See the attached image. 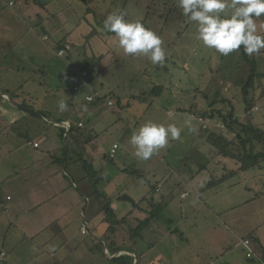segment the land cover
Returning <instances> with one entry per match:
<instances>
[{
	"label": "rangeland",
	"instance_id": "rangeland-1",
	"mask_svg": "<svg viewBox=\"0 0 264 264\" xmlns=\"http://www.w3.org/2000/svg\"><path fill=\"white\" fill-rule=\"evenodd\" d=\"M9 2H15L14 8L26 5L33 12L34 33L31 39L27 36V43H18L21 34L13 39L15 49L10 47L12 56L7 58L15 62L13 54H17L23 61L18 64L21 74L10 78L18 84L25 78L23 87L10 91L16 104L0 97V253L4 260H12L11 264H121L105 253L104 246L113 240L124 255L134 253L138 264H186L197 254L198 264H203L202 238L219 231L228 236L227 248L240 247V252L230 248L221 253V262L233 257L258 264L245 261L246 250L240 244L251 242L247 234L256 230L264 242V161L241 171L238 161L218 155L205 136L207 132L224 134L218 114L228 112L264 132V49L249 56L256 62L258 76L247 89L250 110L246 112L242 86L250 69L241 50L223 56L204 47L197 39L195 22L183 15L178 0H4L0 5L6 8ZM118 12L163 39V65L126 55L114 34L104 30L106 17ZM256 25L257 34L264 36V15L256 18ZM61 43L66 48L58 57ZM82 70L87 85L79 77ZM87 95L96 96L92 103L85 101ZM61 101L68 105L67 111L60 110ZM190 114L204 122L190 119ZM43 116L49 124L43 123ZM61 121L73 130L53 125ZM147 122L175 124L182 132L179 140H170L168 147L143 160L134 155L130 138ZM79 123L82 127L77 128ZM114 144L118 150L110 159ZM64 147L77 162L47 165L48 177L53 178H45V188L53 190L54 182L58 183L60 195L65 192L79 202L65 217L38 231L50 215L49 208L60 206L61 201L48 200L22 217L20 210L25 207H15L20 201L18 189L27 173L40 170L39 165L50 162V157L58 153L63 159ZM86 164L96 180L93 185L89 181L90 189L83 196L71 180L83 188L81 178L89 180ZM181 178L186 183L177 185ZM169 180L176 190L169 191L164 183ZM158 185L160 192L155 193ZM185 192L188 196L181 199ZM144 198L159 207L153 221L159 232L144 228L136 235L133 230L153 208L141 202ZM192 201L195 207L185 208ZM105 202L113 210L109 221ZM214 210L218 215L211 213ZM23 220L29 229L21 227ZM83 222H87L86 235L81 233ZM167 229L177 233L164 234Z\"/></svg>",
	"mask_w": 264,
	"mask_h": 264
},
{
	"label": "clouds",
	"instance_id": "clouds-1",
	"mask_svg": "<svg viewBox=\"0 0 264 264\" xmlns=\"http://www.w3.org/2000/svg\"><path fill=\"white\" fill-rule=\"evenodd\" d=\"M178 6L189 21L195 22L197 39L204 47L223 56L241 47L248 56L264 49V36L257 34L256 25V18L264 15V0H178ZM103 28L114 34L126 55L144 56L153 65L165 62L163 39L139 21H126L123 12L109 14ZM59 108L67 111L68 105L61 101ZM181 132L175 124L147 122L130 138L134 155L148 160L168 147L170 140H179Z\"/></svg>",
	"mask_w": 264,
	"mask_h": 264
},
{
	"label": "crops",
	"instance_id": "crops-1",
	"mask_svg": "<svg viewBox=\"0 0 264 264\" xmlns=\"http://www.w3.org/2000/svg\"><path fill=\"white\" fill-rule=\"evenodd\" d=\"M2 1H4V0H0V3H2ZM8 4H9L8 6L7 5L4 6L6 8H2L0 5V17H1L0 18L1 19L0 20V92H1L0 97L3 100H5L6 102H8L9 104L14 105L16 103L12 102V97H10V95H9L10 91L11 90L15 91L17 88L20 89L21 87H23L25 78H22V80H21L22 81L21 83H23V84L11 83L10 78H16L17 76H19L21 74L18 64L23 63V61H21L19 59L17 54L16 55L13 54L15 56V62H10V61L8 62L7 58L12 56V53L10 52V47H13V48L15 47L13 44V39H16V37H19V35L21 34L22 36L19 37L18 43H20L22 40L24 43H27V36L29 34H30V39L32 38V35L34 33V28H33L34 22L32 21L34 19V17H33L34 14L32 11H27L26 5L23 8L22 7L14 8L15 2L14 3L9 2ZM27 18L30 19L29 20L30 22H32L31 27L28 26V19ZM23 37H24V39H23ZM42 40L45 41L43 37H42ZM21 105L26 106L25 104H21ZM22 106H18V108H21ZM42 120H43V123L45 122V123L49 124L47 119L44 116H43ZM63 122H67V121H61L58 124H61ZM12 123L15 124L16 121H12ZM56 127H61V126H56ZM50 141L51 140H49V144H50ZM34 144H33V147H34ZM69 153L70 152H68V156L70 158H72ZM54 158L55 157L52 156V157H50V162H47V163L44 162V163L40 164L39 165V166H41L40 170L39 169L32 170L29 173H27L26 179L24 180V183H23V186L19 187L20 189H18V193L20 195V201H19V203L15 204V207H18V205L25 207V208H21V210H20V215L22 217L25 216V213H26L25 211H29L32 208H41V206L44 203H46V201H48V200H52V201L60 200L61 201L60 206H58L56 204V207H54L53 209L49 208L50 215L45 217L44 225L41 226L38 231H41L40 229H44L45 227H47V225L65 217L66 214L68 213L69 209L71 208V206H73L79 202V200H77L75 198L72 199L71 196L66 195L65 192L60 195L59 192L56 191L57 187H58V183L54 182V187H55L54 189L55 190L49 189V191H47L48 188H45V186L47 185V183L45 182V178L46 177L49 178L48 174L50 172V169H49L50 167H48L47 165H50L53 163L60 164V163L55 162ZM62 160L63 159H61V161ZM64 172H65V170H64ZM65 176L69 177V175H67L66 172H65ZM51 178H53V177H51ZM51 178H49V180H52ZM71 181H72L73 188H75L76 191H79V193H81L83 196H85V193L88 192L90 189L89 180H87L86 178H83V179L81 178V181L83 184L82 189H79L78 185H76L73 180H71ZM164 183H165V185H168L169 191L176 190V184L172 183L171 180H169L168 182H164ZM176 183H178L177 185H179L181 183H186V180L182 179V178L177 179ZM154 192L155 193L160 192V186L159 185L155 186ZM187 196H188V194L185 192V193L181 194L180 198L185 199ZM29 201H31V203H32L31 206H27V203ZM141 202L144 204H147V206L153 205V201L152 200L147 201V198H144ZM187 206H185V208H187V209H190L189 207H195V202H193V201L188 202ZM143 211L146 215L147 210L143 209ZM211 213L213 215H218L217 211H215V210H214V212H211ZM153 221H151L145 227V229L148 232L155 234V233L159 232V227H157L155 225L156 222H153ZM20 225H21V227L25 226L27 229L30 228V224L26 220L21 221ZM256 231L254 233L247 234V238H250V240L252 242L251 247L254 250H255L257 243H259L263 249V254H264V242H263L261 236H259ZM167 233L172 235V234L177 233V231L167 229V231L165 230L164 234H167ZM221 233L222 232H219V231L213 232V233H206L204 235V237L202 238V245H204V247H205L204 251L202 252V257H205V259H206V262H204L203 264H249V263H244V261L243 262H237L235 260V258H233V257H231V259H228L227 261H222L224 263H222L221 260H219L218 257L221 255V253L226 254L225 251L227 249L232 248L234 250H237V252H240L239 246L227 248L229 245L228 236L225 233H224L225 235L221 234ZM110 243H113V240L110 241ZM107 245L108 244H106L104 246V248H105L104 250H105V253L107 255L112 256L111 258L119 256V253H120V255H123L125 253L124 251L121 250L118 253H116L115 255H111L107 249ZM240 245L244 251L245 248L243 247L242 244H240ZM105 253H103V254H105ZM131 255H132V257L135 256L134 253ZM142 256H144V253H142ZM193 257L194 258L191 260V262L188 261V262H186V264H198L200 262V255L197 254V255H194ZM4 258H6V257H4ZM253 259H255V260H253ZM245 261L246 262H251V261L254 262L257 260L253 256L252 258L246 259ZM0 262L6 263V264H11L10 262L13 263L12 260L7 261L4 259H3V261H0ZM258 264H259V262H258ZM260 264H264V263H260Z\"/></svg>",
	"mask_w": 264,
	"mask_h": 264
},
{
	"label": "trees",
	"instance_id": "trees-1",
	"mask_svg": "<svg viewBox=\"0 0 264 264\" xmlns=\"http://www.w3.org/2000/svg\"><path fill=\"white\" fill-rule=\"evenodd\" d=\"M80 1L84 2V0H80ZM64 48H66L64 44L62 43L59 44L58 49L64 50ZM240 50L242 53L243 60L247 63L250 69L247 82L243 84L242 86V93H243L244 102L246 105L245 111L247 112L250 110V107L247 105V102H246L247 89L253 86L254 80L257 78L258 73H257L255 60L252 58H249L248 55L244 54L243 47H241ZM218 115L221 117V126L224 130L223 131L224 134L207 132L205 136L206 141L216 151V153L224 158H230V159L235 160L236 162L238 161L240 165L239 170L241 171L248 169L250 167L258 166L260 162H263L264 161V132L249 122L248 123L240 122L239 120L235 118L232 112H228L227 114L219 113ZM194 116H196V114ZM72 130L73 128L70 126V129L68 132H71ZM64 134H66V131L65 129H62L61 135L64 136ZM227 135L232 136V138H229ZM61 150H63L62 155L64 156V158L61 161V158L58 157V153H57V155H53V157H55L54 158L55 162L60 163V165H64L65 163H71L75 161L77 162V159L74 161L72 160V158L68 156V152H69L68 148L66 149L64 147ZM84 166H85L84 168L86 169V173H87L86 176L89 178L91 185H93L96 180L95 178L96 173L93 171L92 168H90V165L86 164ZM222 179L220 181H222ZM213 184H214V181L209 183L208 186H211ZM118 199L121 200V199H128V198L118 197ZM108 204H109L108 202H105L103 209L105 211L106 218L109 221L113 219V210L112 208H110V206H108ZM152 207H153L152 210L149 211L147 216L142 221H140L139 224L136 226V228L133 230V232L136 235H139V233L151 221L155 220L154 218H156L158 214L157 209H159V207L158 206L154 207L153 205ZM112 225L110 229L112 228ZM107 249L111 255H115L116 253L121 251V249L115 247L113 243H110V245L107 246ZM254 258H256L259 264L264 263L263 249L259 243H257L255 247ZM112 260L115 262L120 261L121 264H133L134 262V259L130 256H127L126 254L114 257L112 258Z\"/></svg>",
	"mask_w": 264,
	"mask_h": 264
},
{
	"label": "built area",
	"instance_id": "built-area-1",
	"mask_svg": "<svg viewBox=\"0 0 264 264\" xmlns=\"http://www.w3.org/2000/svg\"><path fill=\"white\" fill-rule=\"evenodd\" d=\"M44 40H45V39H44ZM63 55H64V50H59L58 53H57V56H58V57H62ZM79 77H80V79L83 81V85H87V83L84 81V79L87 78V74H86V72H85L84 70H82V71L79 72ZM95 97H96V96H93V95H87L86 98H85V101H86L87 103H92V102L94 101ZM107 105H108L109 107H112V106H113V103H112L111 101H109V102L107 103ZM254 110H256V109H254ZM189 118H190V119H195V120H197L198 122H201V123L204 122L203 119H202L201 117H199V116H194L193 114H190V115H189ZM53 125H54V126H62V127H64V128H66L67 131H69V129H70V124H69L68 122H63V123H61V124L53 123ZM78 127H82V124L79 123V124H78ZM203 127H204V126H203ZM36 146H37V145L34 144V147H36ZM117 150H118V146L114 144V145L112 146V148L110 149V153H109V158H110V159H113V158L115 157V154H116V151H117ZM81 233H82L83 235H85V234L88 233V229H87V224H86V222H83L82 225H81ZM242 244H243V247H244L245 250H246V257H247V259L252 258V257L254 256V249L251 247V243H250V241H249V240H244V241L242 242ZM4 256H5L4 253H0V261H3Z\"/></svg>",
	"mask_w": 264,
	"mask_h": 264
},
{
	"label": "water",
	"instance_id": "water-1",
	"mask_svg": "<svg viewBox=\"0 0 264 264\" xmlns=\"http://www.w3.org/2000/svg\"><path fill=\"white\" fill-rule=\"evenodd\" d=\"M133 264H137L136 260H134Z\"/></svg>",
	"mask_w": 264,
	"mask_h": 264
}]
</instances>
